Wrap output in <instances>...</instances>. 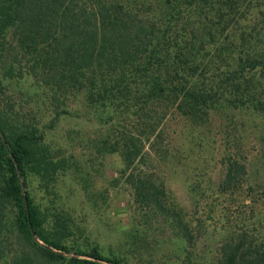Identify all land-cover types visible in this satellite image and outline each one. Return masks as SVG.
<instances>
[{
	"label": "rangeland",
	"instance_id": "rangeland-1",
	"mask_svg": "<svg viewBox=\"0 0 264 264\" xmlns=\"http://www.w3.org/2000/svg\"><path fill=\"white\" fill-rule=\"evenodd\" d=\"M100 1H115L158 25L169 18L173 5L172 0ZM197 1L186 6L184 0L178 29L196 28L204 13L212 19L216 9L224 14L229 5L237 9L223 18L225 33L217 37L218 44L203 60L207 62L203 85L218 86L217 104L201 127L166 109L161 141L153 152L144 148L135 171L146 173L160 186L166 202L178 207L190 224L197 236L189 248L191 264H215L221 241L232 233L246 232L264 242V116L241 97L246 91L250 100L264 105V68L258 65L250 71L244 62L247 55L264 53V0H211L213 11L204 10ZM213 15L211 22L200 25L220 28ZM9 43L5 38L0 44V114L13 131L41 134L42 146L54 163L48 179L30 177L27 184L48 228L59 220L66 229V246L83 253L95 249L122 264H180L187 251L185 244L172 236L166 224L138 209L124 182L126 174L118 155L101 152L100 143L113 129L134 136L146 133L133 110L116 114L108 106L90 104L83 94L69 97L54 110L45 90L18 75L7 56ZM237 57L244 72L233 94L222 80L236 68ZM55 111H61L58 117ZM228 159L245 166V176L231 194L219 187Z\"/></svg>",
	"mask_w": 264,
	"mask_h": 264
},
{
	"label": "trees",
	"instance_id": "trees-1",
	"mask_svg": "<svg viewBox=\"0 0 264 264\" xmlns=\"http://www.w3.org/2000/svg\"><path fill=\"white\" fill-rule=\"evenodd\" d=\"M91 2L0 0V44L5 38L10 42L6 48L10 63L16 65L19 76H27L47 92L54 110L79 94L90 104L108 106L116 114L133 110L146 133L134 136L113 129L100 143L101 152L118 155L133 203L144 215L168 226L187 248L180 264H191L189 248L197 236L181 210L166 202L162 188L146 173L136 172L135 166L145 147L153 152V146L160 143L166 109L197 127L207 122L217 104L214 94L218 86L203 85L207 64L203 60L218 44L217 37L225 33L223 18L237 9L229 5L224 14L221 9L213 11L211 0H198L204 10L208 7L216 14L220 28L200 25L214 19L212 12V19L207 13L199 17L196 28L178 29L184 0L171 1L169 18L160 25L139 18L115 1ZM191 4L193 0H187L186 6ZM237 58L236 68L222 80L233 94L244 72L242 60ZM244 62L250 71L258 65L264 68V53L247 55ZM250 96L246 91L241 94L264 116V105ZM226 104L236 106L230 101ZM54 170L41 134L13 131L0 114V264H122L95 249L83 253L66 246V229L59 220L48 228L27 184L30 177L45 181ZM244 176V164L228 159L219 182L221 191L231 194ZM215 264H264V242L246 232L232 233L221 241Z\"/></svg>",
	"mask_w": 264,
	"mask_h": 264
}]
</instances>
